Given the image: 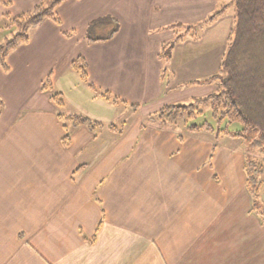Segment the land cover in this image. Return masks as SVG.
Here are the masks:
<instances>
[{"label":"crops","instance_id":"obj_1","mask_svg":"<svg viewBox=\"0 0 264 264\" xmlns=\"http://www.w3.org/2000/svg\"><path fill=\"white\" fill-rule=\"evenodd\" d=\"M9 3L12 2L0 0L6 14ZM219 4L220 0H68L58 8L61 25L47 21L37 27L42 29L52 23L49 28L55 32L53 51L65 53L71 44H77L81 51L69 61L70 67L84 57L90 81L136 107L139 116L122 133L109 129L119 103L111 105L79 92L82 86L74 81L76 76L69 66L68 72L74 76L54 78L49 72L53 91L62 93L66 102L76 106L78 100L88 104L92 101L104 109L103 115L91 113L88 105L86 115H78L107 128L98 133L70 126L72 139L66 147L63 122L50 95L43 91L48 77L39 81L41 85L36 90L42 97L40 107H28L25 102L12 113L13 117L9 111L2 114L0 264H149V242L154 247L158 234L162 236L165 264H264V217L252 210L254 198L246 181L247 161L236 155L237 147L214 148L213 144L203 153L198 145L187 146L193 136L180 142L178 132L163 124L149 127L146 122L149 112L157 113L163 106L175 104L147 109L152 97H168L169 93L164 81L165 63L173 58V50L168 60L160 56L163 45L174 40L164 41L162 35L172 30L176 39L183 34L172 27H195L211 18V11L217 10ZM77 7L95 11L83 36L78 38L76 29L64 30L62 16H69ZM135 11L143 14L142 20L134 17ZM130 12L146 36L122 54V50L115 49L124 33L120 18ZM165 14H171L175 23L163 25L159 19ZM107 17L119 22L117 33L109 41L89 43V26ZM146 41L149 45L144 44ZM32 43L30 36L29 43L21 47L29 48ZM96 47V52L90 50ZM8 66L9 71L1 68L10 75L9 62ZM123 72L130 77L124 79ZM149 80L154 88L150 96ZM19 82L21 89L27 87H23L22 79ZM195 82L204 81L179 84L175 91L189 89L194 85H188ZM222 170H229L228 177ZM202 200L211 203V211L202 209ZM187 204L192 206V212L183 218L179 211L185 210ZM149 217L158 220L156 227L154 222L149 223ZM175 218L178 225L172 226ZM169 226L173 227L170 232L178 235L176 243L166 237ZM187 238L197 242L193 251L190 243L186 247Z\"/></svg>","mask_w":264,"mask_h":264},{"label":"rangeland","instance_id":"obj_2","mask_svg":"<svg viewBox=\"0 0 264 264\" xmlns=\"http://www.w3.org/2000/svg\"><path fill=\"white\" fill-rule=\"evenodd\" d=\"M7 2H12L11 4H7L6 7L9 9L7 10L8 13L11 14L12 17H17L23 13H26L30 10H32L35 5L39 2V0H6ZM6 8L2 5L0 6V14L4 16L6 11H4ZM225 9V14L219 18H217L213 24H206L203 29L200 32L199 38H193L191 36L185 35L186 29H179L180 34H183L185 37L182 42H179L173 49V58L165 63V87L166 90H168V97L164 95L163 97H152V101H150V104H148V110L151 111V109H157V107L167 104V103H175V104H181V105H188L194 101V99H200V98H206L210 94L217 92V88L219 86V83H215L214 85L207 86V85H194L189 89H182L181 91H175L177 89V86L179 84H184L189 81L199 80V81H206L211 79L217 74L218 66L223 61L224 56L227 52V46H228V36L233 28L234 25V18L236 15L235 11V0H220L219 7L214 12L211 11L209 16H212L216 14L218 11H222ZM127 12V11H126ZM137 13V16H134L136 18L140 17L142 20V16L140 13L135 11ZM95 14V11L92 9H87L86 7H82L80 9L75 8L74 10H71L69 12V16H62L64 17V30L71 31L73 29H76V35L75 37H81L83 36L82 31L86 28L87 22L93 17L92 15ZM134 14H131V12L127 15L121 16V21L124 25V33L120 36L118 39V44L115 45V49H118L119 51L122 50V54H124L127 49L130 51L132 49V44H137L138 40L142 39L143 36H146L143 29L139 26H137L136 18H131ZM171 14H165L160 17L159 20H161V23L163 25H170L175 23L173 21V17H170ZM205 19V18H204ZM203 19L199 20L202 21ZM197 21V20H196ZM197 21V22H199ZM149 19L146 21V24L149 25ZM9 24L8 20H5V18H0V43H3L6 38H11V35L7 30H5V27ZM52 23H48L46 27H43L42 29H32L30 31V36L32 38L33 43L31 44V47H21L17 51H15L9 58L8 62L10 67H12V73L9 75L5 73L1 66H0V117L3 121V113L6 114V112H11L10 114H15L17 110H19L23 103L26 102L25 105H28V107H40V101L41 96H39L36 93L37 87L39 84V81L42 79L44 80L45 77H49V72H53V77L57 78L60 76H63L64 74L68 76H74L69 73L68 66L69 61L73 59L75 55H77L81 50H79L77 44H71L70 49L63 53L61 51H53L52 47H55V45L52 43L53 38L55 36L54 29H50L49 26ZM144 23H142L143 25ZM146 25V26H147ZM192 25V24H191ZM55 28L56 25H54ZM56 31V30H55ZM146 32V31H145ZM54 33V34H53ZM147 34V33H146ZM154 37L151 35V38ZM164 41H172L175 40L176 34L172 30L166 31L162 35ZM44 38V39H42ZM143 41V40H141ZM153 41L150 42V45H153ZM144 44H148L149 42L146 41ZM147 47V46H146ZM107 49V47H104ZM92 52H96L99 50V47L96 48H90ZM7 62V64H8ZM71 71L75 74L76 77H74L75 82H80L81 87H79V92H84L94 95L95 98H101L97 94L93 92L89 88V86L82 82L79 75L75 73L72 68L70 67ZM62 73V74H61ZM49 74V75H48ZM60 74V75H58ZM48 75V76H47ZM224 76H227V74H224ZM122 77L124 79H128L130 77V74L127 72L122 73ZM22 79L23 87L27 86L26 88L21 89L20 88V82L19 80ZM47 82V80H45ZM44 81V82H45ZM45 82V83H46ZM37 83V84H36ZM44 83V84H45ZM149 96L154 94V91H152L153 83L151 80H149ZM9 86H13L12 90H9ZM59 88H62V85H60L59 82ZM102 91V90H101ZM50 95V92H46ZM71 97L72 95H69ZM90 96V95H89ZM10 97V98H9ZM45 97H48L45 94ZM167 97V98H166ZM103 99V98H101ZM104 100V99H103ZM65 104L61 108L56 107L57 113H62L65 115H71V114H83L86 115L87 106L90 105L89 109H91V113H102L104 114V109L101 107H98L96 105H93L90 101V104L87 102L80 103L78 100V106L74 105L72 101L66 102V99L64 98ZM105 101V100H104ZM107 102V101H106ZM111 105L113 103L107 102ZM3 104V105H2ZM151 104H155L154 106L150 107ZM150 107V108H149ZM110 113V112H109ZM156 111L149 112V117L146 118L147 124L150 126H153V124H159L157 121L151 119L152 116H154ZM4 114V115H5ZM13 114L10 115V117H13ZM139 116V112H137L136 107L119 103L116 111L112 113V119L111 121L113 124H109V128L113 125H115V129H118L119 133L124 132L126 126H129L135 118ZM133 120V121H132ZM2 121L0 122V125L2 124ZM209 122L211 125H214L217 127L216 121L213 119L211 112L209 110L206 111V114L203 117L198 118L197 120L193 121L195 123H204ZM192 123V122H190ZM145 124L143 123V126ZM164 126H167L168 130L178 132V134L184 135L185 139L189 135L193 136L188 142L187 146L189 147H201L203 150L202 152H208L209 149L213 147V144L216 146H225V147H237V154L240 157H244L246 161L256 162L258 164L264 163V153L261 151V149L256 148L252 145V142L259 138V132L254 131L252 134V137L249 140H242L239 139L235 140L230 137H226L221 135L216 136V133H198L196 134H189L185 131L184 125L180 122L177 125H171V124H163ZM225 127V125H224ZM107 128V127H103ZM103 128H100L96 130V132H101ZM242 129V125L240 123H233L229 125L230 131H238ZM128 131V130H126ZM69 134L71 135L72 130H68ZM179 136V135H178ZM184 139V140H185ZM225 172L223 175L225 178L229 172V170H222L221 173ZM228 177V176H227ZM130 183V182H129ZM260 197L256 203L253 204L252 210L256 213H260L262 217H264V173L260 177ZM132 187V186H128ZM134 187V186H133ZM138 196V195H137ZM140 197V195H139ZM202 209L203 207H207L204 209L211 211V203L210 202H201ZM205 204V205H204ZM182 206V203L181 205ZM201 209V210H202ZM192 212V206L187 204V207L185 206V210L179 211V216H183V218L190 217L189 213ZM158 223V220L151 219L149 217V223ZM172 226L178 225V218H175ZM168 226V225H167ZM172 226H169L168 233L166 232L167 239L174 241V243L177 242V236L176 234L170 232L171 229H173ZM154 227V224H153ZM208 231V230H207ZM155 236V235H154ZM153 236V237H154ZM159 237V241H156L154 243V247L151 242H149V264H165L163 259L165 253L162 251L163 244L161 242L162 236L160 234L157 235ZM193 238L188 239L186 241V247L189 244V247L194 250V244L197 242H194L192 240ZM209 241V240H208ZM189 251V250H187ZM172 253V252H171ZM177 258V251H175L174 254V262ZM207 258V257H206Z\"/></svg>","mask_w":264,"mask_h":264},{"label":"trees","instance_id":"obj_3","mask_svg":"<svg viewBox=\"0 0 264 264\" xmlns=\"http://www.w3.org/2000/svg\"><path fill=\"white\" fill-rule=\"evenodd\" d=\"M66 1L68 0H39L32 10L17 17H12L10 13L4 15L5 20L9 21L5 30L11 35V38H6L3 43H0V66L5 71H9L8 57L19 47L29 43L32 29L47 21L62 24L58 8ZM235 11L234 27L230 32L227 52L218 73L209 80L188 85L189 87L219 83L217 92L206 98L194 99L188 105H165L151 119L159 124L177 125L181 122L189 134L216 133V136L223 135L233 139L249 140L253 132L258 131L259 138L254 140L252 145L264 153V0H235ZM225 12L223 9L195 27L177 25L172 28L186 29L185 35L199 38L203 27L206 24H212ZM119 28L120 24L117 20L110 17L102 18L89 26L86 39L89 43L106 42L114 37ZM184 37V35H178L173 42L163 45L160 56L163 61L171 58L175 45L183 41ZM72 68L79 74L81 80L105 101L113 104L126 103L109 91H101L90 81L88 63L84 57L73 61ZM53 89L50 75L47 82L43 84V91L50 92V100L57 107L62 108L65 104L63 94L54 92ZM207 110L211 112L217 127L207 121L201 124L193 122L203 117ZM58 118L63 122L67 132L63 138V144L66 147L70 146L72 139L68 133L70 126L85 127L90 131L104 127L102 123L78 114L58 113ZM233 123H240L242 129L230 131L229 125ZM115 128L111 126L109 129ZM178 138L180 142H184V135L179 134ZM245 173L249 192L256 203L261 193L259 182L264 173V163L247 161Z\"/></svg>","mask_w":264,"mask_h":264}]
</instances>
